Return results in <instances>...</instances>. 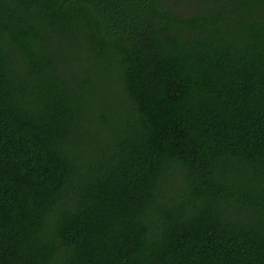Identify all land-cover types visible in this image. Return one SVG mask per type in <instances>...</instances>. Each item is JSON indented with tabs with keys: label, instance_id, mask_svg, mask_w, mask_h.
Wrapping results in <instances>:
<instances>
[{
	"label": "trees",
	"instance_id": "1",
	"mask_svg": "<svg viewBox=\"0 0 264 264\" xmlns=\"http://www.w3.org/2000/svg\"><path fill=\"white\" fill-rule=\"evenodd\" d=\"M0 264H264V0H0Z\"/></svg>",
	"mask_w": 264,
	"mask_h": 264
},
{
	"label": "rangeland",
	"instance_id": "2",
	"mask_svg": "<svg viewBox=\"0 0 264 264\" xmlns=\"http://www.w3.org/2000/svg\"><path fill=\"white\" fill-rule=\"evenodd\" d=\"M116 81V78H106L104 81H102L101 83H104V82H106L108 85H110V84H113L114 82ZM100 91V95H99V98H110V96L108 95L109 94V92L107 91V89H105L104 87L102 88V90H99ZM119 92V91H118ZM115 93L116 92H114L113 94L115 95ZM117 98H118V96H116ZM120 98V97H119ZM92 101L94 102V103H98V102H96V101H94L93 99H92ZM98 107V106H97Z\"/></svg>",
	"mask_w": 264,
	"mask_h": 264
}]
</instances>
